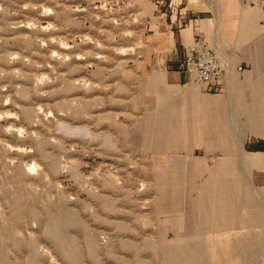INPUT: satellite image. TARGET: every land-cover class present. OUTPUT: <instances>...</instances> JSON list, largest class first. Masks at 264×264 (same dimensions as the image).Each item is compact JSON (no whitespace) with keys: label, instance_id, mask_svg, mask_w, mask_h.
Wrapping results in <instances>:
<instances>
[{"label":"rangeland","instance_id":"rangeland-1","mask_svg":"<svg viewBox=\"0 0 264 264\" xmlns=\"http://www.w3.org/2000/svg\"><path fill=\"white\" fill-rule=\"evenodd\" d=\"M218 4L0 0V264H264V96L206 129L151 79L162 24Z\"/></svg>","mask_w":264,"mask_h":264},{"label":"crops","instance_id":"crops-1","mask_svg":"<svg viewBox=\"0 0 264 264\" xmlns=\"http://www.w3.org/2000/svg\"><path fill=\"white\" fill-rule=\"evenodd\" d=\"M218 3L217 7L203 10L202 14L200 11L197 18L189 14L199 9H188V15L180 13L171 17L172 24H162V30L157 32L159 42L156 45L160 56L154 63L148 60L153 69L151 79L162 87L174 86V91L187 103V114L193 121L195 118L201 121L206 129L213 128L222 114H226L224 120H227L226 103L233 100L225 87L231 84L240 90L247 84L256 87L246 95L245 103H240L242 113V105H249L253 98L264 96V0H218ZM210 21L214 26L209 32ZM198 37L205 38L213 49L228 58L226 78L211 89L180 66L186 47ZM238 96L244 95L240 93ZM249 135L252 140L250 145L244 141L246 151L264 153V118L251 121ZM203 145L208 151V143L203 141Z\"/></svg>","mask_w":264,"mask_h":264},{"label":"built area","instance_id":"built-area-1","mask_svg":"<svg viewBox=\"0 0 264 264\" xmlns=\"http://www.w3.org/2000/svg\"><path fill=\"white\" fill-rule=\"evenodd\" d=\"M181 69L192 75L208 89L219 85L228 71L227 55L213 49L203 37H198L186 47Z\"/></svg>","mask_w":264,"mask_h":264},{"label":"bare ground","instance_id":"bare-ground-1","mask_svg":"<svg viewBox=\"0 0 264 264\" xmlns=\"http://www.w3.org/2000/svg\"><path fill=\"white\" fill-rule=\"evenodd\" d=\"M256 104H257V102H256ZM249 115L251 116V121H253V122H255V120H260V119H262V118H264V97H263V104H262V99H261V105H259V106H256V108L254 109V110H252V111H250L249 112ZM250 131V130H249ZM241 143V142H240ZM242 144V143H241ZM240 144V145H241ZM240 148V147H239ZM242 148H243V146H242ZM241 155V154H240ZM228 157V156H227ZM241 158V157H240ZM242 160V159H241ZM217 161V160H216ZM244 165V164H243ZM215 169V168H214ZM217 169V168H216ZM242 169V168H241ZM216 172V171H215ZM210 174V173H209ZM205 184H206V182H205ZM201 194V193H200ZM201 197V196H200ZM206 204V203H205ZM239 229H240V227H239ZM56 232V231H55ZM192 235V234H191ZM194 235V234H193ZM184 238V237H183ZM257 238V237H256ZM239 241V240H238ZM241 242V241H240ZM243 242V241H242ZM235 244V243H234ZM211 245V244H210ZM213 245V244H212ZM247 246V245H246ZM238 248V247H237ZM243 249V248H242ZM242 252V251H241ZM245 254V253H244ZM69 255V254H68ZM208 255V254H207ZM233 255H235V254H233ZM247 255V254H246ZM249 255V254H248ZM261 256V255H260ZM69 258H70V256H68ZM243 257V256H242ZM249 259V258H248ZM248 259H247V261H248ZM169 264H174V260H169ZM245 262V261H244ZM244 262H243V264H244ZM180 264H188V260L187 259H185V260H183V262H179Z\"/></svg>","mask_w":264,"mask_h":264}]
</instances>
